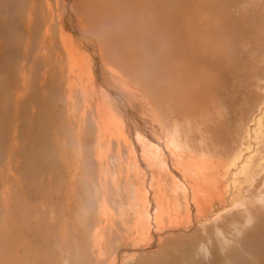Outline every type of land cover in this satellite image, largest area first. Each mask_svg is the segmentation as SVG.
I'll return each mask as SVG.
<instances>
[{"label":"rangeland","instance_id":"obj_1","mask_svg":"<svg viewBox=\"0 0 264 264\" xmlns=\"http://www.w3.org/2000/svg\"><path fill=\"white\" fill-rule=\"evenodd\" d=\"M170 1V6L163 7L160 0V7L155 5L152 13H146L149 16L140 10L138 15L123 14L109 8L108 0H84L81 7L94 30L111 37L106 42L110 47L105 43V51L102 50L104 64L148 104L151 109L148 117L145 116L148 121L152 117L158 122L157 116L161 122L166 121L161 123L165 129L161 133L164 140L159 136L160 142H167L172 145V151L187 152L186 158L200 162H226L231 152L236 150L237 154L248 144L252 152L262 151L264 155V0ZM43 2L0 0V264H264V203L256 205L258 215L253 220L236 217L234 226L230 222L216 227L208 225L206 231L183 227V233L178 232L180 235L169 234L156 245H144L147 248L139 245L143 248L137 249V242L130 239L135 228L133 214L139 209L133 192L137 186L133 178L127 181L125 175L135 164L133 147L131 143L125 146L117 133H110L109 136L114 134L111 138L100 133L103 125L99 122V110H94L99 103L102 110L113 113L111 106L106 105L109 101L100 88H95L96 91L90 88L87 76L78 71L68 72L63 59L65 49L58 34L57 0L51 1L54 14L48 10L49 0ZM95 14L99 15L97 22ZM112 22L122 25V34L111 33ZM53 23L58 26L56 29ZM151 25H159L160 29L159 36L152 39L153 47L143 37L137 38L138 27ZM181 31L185 34L181 35ZM136 41H142L141 45ZM81 109L93 111L92 115L95 112L97 116L80 122ZM258 117L260 123L253 133L252 126ZM244 153L247 157V152ZM253 167L257 179L254 186L248 185L249 192L253 197L262 195L264 200V170L258 172ZM148 183L158 192L169 187L166 184L157 187L155 179ZM155 197L158 199L159 195ZM183 202L180 193L175 198L165 197L163 205L170 210L172 219L180 214L186 217ZM175 208L180 213L176 214ZM121 213H126L125 218ZM173 223H168L166 230L180 229Z\"/></svg>","mask_w":264,"mask_h":264},{"label":"bare ground","instance_id":"obj_2","mask_svg":"<svg viewBox=\"0 0 264 264\" xmlns=\"http://www.w3.org/2000/svg\"><path fill=\"white\" fill-rule=\"evenodd\" d=\"M14 1V0H13ZM51 1L47 3L48 10L51 14H54V8L51 6ZM84 0H57V17L60 23L59 28V37L61 39L62 45L64 46L66 55L64 56V61L68 64V72H76L78 71L79 74L87 76L88 80L90 81V88H100L104 93V98L109 101L106 105H110L112 108V112L109 109L106 111L102 110L101 104H97L98 107L94 110L95 112L99 110L100 120L99 122L103 125V129L100 130L104 136H109L110 133L114 132L117 133L118 136L123 140L125 146L128 144L133 147L131 149V154L134 156V166L131 168L129 167L127 174L125 172L127 181L129 178H133L135 182V189L134 193L136 194L139 209L134 211V219H135V228L134 231L131 230L132 239L137 246V249H142L143 247H138L139 245L144 246L146 244L156 245V243L161 242L162 238L169 234H179L178 232H182L183 227H188L190 231L199 229L206 231L208 229V225H213L216 227L217 225H223L220 223L230 222L236 225V217L245 216L247 221H250L252 217H255L256 214V205L258 203H264L262 199V195L258 197H253L250 194V190L248 185L254 186L255 184V166L258 172L264 170V155L257 152H252V148L249 146L244 147L243 150H240L236 154V150L231 152L225 159V161H215V162H203L200 160H194L193 158H186L184 154L186 153H178L171 150V146L169 143L162 141L164 140L163 134H161L165 126L161 125V123H166V121L161 122L159 116L155 118L158 122H154L152 117L147 120L149 112L151 109L148 107V104L143 101L137 93H135L129 86H127L124 82L118 80L107 68L102 60V50L104 49V45L106 42L111 40L110 36H106L105 34H98L99 31H95L94 28L91 26V23L88 20V17L82 13L81 4ZM110 1V5H108L111 9H118L123 12V14L131 13L138 15V11L145 15L152 13V7L155 5L160 7V0H108ZM175 1V0H174ZM40 2V1H39ZM45 2V0H44ZM43 2V3H44ZM158 2V3H156ZM163 7L170 6V0H161ZM31 3V2H29ZM32 6L34 5L31 3ZM42 4V3H41ZM45 4V3H44ZM60 4V5H58ZM90 4V3H89ZM43 5V4H42ZM9 6V5H8ZM89 7V5H88ZM162 7V9H163ZM4 9V8H3ZM155 9V8H154ZM157 9V8H156ZM172 10V9H171ZM175 10V9H174ZM4 11V10H3ZM108 11V10H107ZM111 11V10H110ZM156 11V10H155ZM161 11V10H160ZM169 11V10H168ZM176 11V10H175ZM181 11V10H180ZM79 12L82 14L79 15ZM145 12V13H144ZM147 13V14H146ZM181 13V12H180ZM183 13V11H182ZM110 14V13H109ZM117 14V13H116ZM50 15V14H49ZM94 21L97 22L99 20V15L95 14ZM111 15V14H110ZM185 15V12H184ZM108 16V15H104ZM127 16V15H126ZM131 16V15H130ZM131 16V17H132ZM141 16V14H140ZM160 16V15H159ZM158 16V17H159ZM169 16V15H168ZM170 17V16H169ZM173 17V16H172ZM185 17V16H184ZM134 18V17H133ZM136 18V17H135ZM132 19V18H131ZM130 19V21H132ZM162 19V18H161ZM171 19V18H170ZM173 19V18H172ZM185 19V18H184ZM126 20V19H125ZM128 20V18H127ZM147 20V19H145ZM160 20V19H159ZM134 21V20H133ZM140 21V20H139ZM138 21V23H139ZM143 21V20H141ZM140 21V23H141ZM137 22V21H135ZM145 22V21H143ZM107 23V22H106ZM105 23V24H106ZM113 23V22H112ZM133 23L134 22H129ZM169 23V22H168ZM45 24V23H44ZM124 24V23H123ZM126 24V23H125ZM143 24V23H142ZM167 24V23H166ZM171 24V23H170ZM174 24V23H173ZM46 25V24H45ZM85 25V26H84ZM130 25V24H129ZM137 25V24H136ZM141 25V24H140ZM18 26V24H16ZM159 26V25H158ZM157 25L151 26H144L143 29L137 28V34L140 40V37H143V40L149 41V46H152V39H155L160 34V29ZM13 27V25H12ZM54 29L58 26H54ZM97 27V26H96ZM112 31L114 35L122 34V25L113 23L111 25ZM128 27V26H127ZM171 27L174 28L173 25ZM200 27V26H199ZM14 28V27H13ZM52 28V27H51ZM124 28V27H123ZM129 28V27H128ZM142 28V27H141ZM180 28V27H179ZM184 28V27H183ZM182 28V29H183ZM15 29V28H14ZM110 29V28H109ZM134 29V28H133ZM136 29V28H135ZM18 29L16 28L15 31ZM50 30V28H49ZM52 31V30H51ZM131 31V30H130ZM201 31V29H200ZM58 32V30H57ZM110 32V31H109ZM199 32V29H198ZM16 33V32H15ZM41 33V32H40ZM39 33V34H40ZM43 33V32H42ZM55 33V32H54ZM148 33L149 35H144ZM178 33V32H177ZM197 33V32H196ZM57 34V33H56ZM108 34V33H107ZM180 34H185V32H180ZM178 34V36L180 35ZM200 34V32H199ZM109 35V34H108ZM131 35V34H130ZM180 35V37H181ZM187 35V34H186ZM38 36V35H37ZM58 36V35H57ZM173 36V35H172ZM19 37V36H18ZM44 37V36H43ZM129 37V36H128ZM165 37V36H164ZM179 37V38H180ZM40 38V37H39ZM134 38V37H133ZM136 38V39H137ZM50 39V38H49ZM135 39V38H134ZM187 39V38H186ZM190 39V38H188ZM187 39V40H188ZM196 39V38H194ZM199 39V38H198ZM51 40V39H50ZM53 40V39H52ZM58 40V38H57ZM113 40V39H112ZM180 40V39H176ZM182 40V38H181ZM186 40V41H187ZM192 40V38H191ZM43 41V40H42ZM48 41V40H47ZM54 41V40H53ZM51 41V42H53ZM76 41V42H75ZM121 41V40H120ZM128 41V40H127ZM145 41V42H146ZM177 41V42H178ZM20 42V41H19ZM23 42V40H22ZM20 42V43H22ZM25 42V41H24ZM60 42V43H61ZM116 42V41H115ZM118 42V41H117ZM125 42V41H124ZM142 42V41H141ZM141 42L136 41L135 43L140 44ZM148 42V43H149ZM158 42V41H157ZM160 42V39H159ZM168 42V39H167ZM203 42V41H202ZM1 43V42H0ZM28 43V42H27ZM65 43V44H64ZM111 43V41H110ZM119 43V42H118ZM117 43V46H118ZM132 43V42H131ZM183 43V42H182ZM190 43V42H189ZM24 44V43H23ZM26 44V43H25ZM24 44V45H25ZM30 44V43H29ZM47 44V43H46ZM107 44V43H106ZM115 44V43H113ZM125 44V43H124ZM122 44V46L124 45ZM2 45V44H1ZM4 45V44H3ZM48 45V44H47ZM109 45V44H107ZM130 45V43H129ZM172 45V44H171ZM179 45V44H178ZM177 45V46H178ZM184 45V43H183ZM186 44L185 46H188ZM20 46V44H19ZM28 46V45H27ZM131 46V45H130ZM136 46V45H135ZM143 46V45H142ZM147 46V47H149ZM159 46V45H158ZM157 46V47H158ZM161 46V45H160ZM159 46V47H160ZM190 46V45H189ZM18 47V46H17ZM25 46H23L24 48ZM47 47V46H46ZM45 47V48H46ZM110 47V45H109ZM133 47V46H132ZM131 47V48H132ZM150 47V48H152ZM164 48V46H162ZM184 47V46H183ZM199 47V46H198ZM196 47V48H198ZM29 48V47H28ZM58 48V47H57ZM134 48V47H133ZM138 50V47H136ZM178 48V47H177ZM195 48V49H196ZM22 49V48H19ZM108 49V48H107ZM114 49V48H113ZM117 49V48H116ZM125 49V47L123 48ZM122 49V50H123ZM127 49V48H126ZM144 49V48H143ZM148 49V48H146ZM156 49V48H154ZM153 49V50H154ZM191 49V47H190ZM194 49V48H193ZM199 49V48H198ZM42 50V49H41ZM47 50V49H46ZM109 50V49H108ZM112 50V48H111ZM174 50V49H173ZM182 50V49H181ZM58 51V50H56ZM105 51V49H104ZM113 51V50H112ZM130 52V49L128 50ZM134 51V50H133ZM140 51V50H139ZM145 51V49H144ZM155 51V50H154ZM164 51V50H163ZM193 51V50H192ZM198 51V50H195ZM52 52V51H51ZM119 51H117L118 53ZM167 52V51H166ZM188 52V51H187ZM59 53V52H58ZM64 53V51H63ZM108 53V52H107ZM111 53V52H110ZM115 53V52H113ZM116 53V55H117ZM120 53V52H119ZM133 53V52H132ZM140 53V52H139ZM153 53V52H152ZM156 53V52H155ZM190 53V52H189ZM194 53V52H193ZM197 53V52H196ZM200 54V52H198ZM127 54V53H126ZM135 54V53H134ZM138 54V53H137ZM141 54V53H140ZM146 54V53H144ZM143 54V55H144ZM160 54V53H159ZM183 54V52H182ZM202 54V52H201ZM62 54H60L61 57ZM112 55V54H110ZM158 55V54H156ZM177 55V54H176ZM185 55V54H184ZM187 55V54H186ZM185 55V56H186ZM193 55V54H192ZM2 56V55H1ZM0 56V59H1ZM118 56V55H117ZM49 57V55H48ZM57 57V56H56ZM66 57V58H65ZM112 57V56H111ZM168 57V56H167ZM166 57V58H167ZM188 56H186L187 58ZM198 57V56H197ZM12 58V57H11ZM51 58V56H50ZM119 58V57H118ZM124 58V57H123ZM141 57H139L140 59ZM149 58V56H148ZM194 58V56H193ZM200 57H198L199 59ZM6 59V58H5ZM49 59V58H48ZM62 59V60H63ZM114 58H112L113 60ZM120 59V58H119ZM118 59V62H119ZM126 59V58H124ZM123 59V60H124ZM151 59H153L151 57ZM192 59V58H191ZM196 59V58H194ZM50 60V59H49ZM53 62L54 60L51 59ZM117 60V59H115ZM129 60V59H128ZM134 60V59H133ZM148 60V59H147ZM161 60V59H159ZM178 60V59H177ZM176 60V61H177ZM189 60V59H188ZM200 60V59H199ZM198 60V61H199ZM45 61V60H44ZM141 61H143L141 59ZM149 61V60H148ZM155 61V60H154ZM162 61V60H161ZM136 62V60L134 61ZM138 62V61H137ZM145 62V59H144ZM192 62V61H191ZM44 63V62H43ZM55 63V62H54ZM110 63V62H109ZM125 63V62H124ZM140 63V62H139ZM147 63V61H146ZM156 63V62H155ZM162 63V62H161ZM165 63V62H164ZM162 63V64H164ZM184 63V62H182ZM196 63V62H195ZM200 63V62H199ZM25 64V63H24ZM40 65V63H38ZM50 64V63H49ZM57 64V63H56ZM55 64V65H56ZM118 64V63H117ZM123 64V63H122ZM127 64V63H126ZM137 64V63H135ZM52 65H54L52 63ZM165 65V64H164ZM185 65V64H184ZM114 66V64L112 65ZM118 66V65H117ZM157 66V65H156ZM186 66V65H185ZM36 67V66H35ZM39 67V66H38ZM37 67V68H38ZM55 67V66H54ZM52 66V69L54 68ZM61 67V66H60ZM77 67L79 69H77ZM131 67V66H130ZM134 67V65H133ZM143 67V66H142ZM153 68L154 65H152ZM166 67V66H165ZM187 67V66H186ZM42 68V67H41ZM56 68V67H55ZM132 68V67H131ZM140 68V67H137ZM170 68V67H169ZM43 69V68H42ZM67 69V70H68ZM122 69V68H121ZM162 69V68H161ZM34 70V69H33ZM54 69L53 71H55ZM132 70V69H131ZM142 70V69H141ZM20 71V70H19ZM23 71V70H22ZM121 71V70H120ZM123 71V69H122ZM159 71V70H158ZM25 72V71H24ZM61 72V71H60ZM146 72V71H145ZM26 73V72H25ZM24 73V74H25ZM46 74V72H45ZM53 74V73H52ZM91 74V75H90ZM33 75V74H32ZM49 77V74H47ZM57 75V74H54ZM143 75V74H142ZM27 76V75H26ZM72 76V74H71ZM153 76V75H152ZM162 76V75H161ZM20 77V76H19ZM22 77V76H21ZM29 77V76H28ZM47 77V78H48ZM52 77V76H50ZM55 77V76H54ZM60 77V76H59ZM79 77L78 75L76 76ZM44 78V76H43ZM56 78V77H55ZM28 79V78H27ZM70 80H74V77ZM29 81V80H28ZM33 81V80H32ZM36 81V80H35ZM25 83V82H23ZM157 83V82H156ZM72 85V84H71ZM69 86L71 88L75 86ZM147 85V84H146ZM36 86V84H35ZM68 87V86H67ZM163 88V87H162ZM24 89V88H23ZM68 89V88H67ZM166 89V87H165ZM28 92L30 90H27ZM80 91V90H79ZM88 91V90H87ZM96 91V89H95ZM100 91V90H99ZM31 92V91H30ZM67 92V91H66ZM91 93V92H90ZM101 95H103L101 93ZM25 96V95H24ZM24 96L22 98H24ZM28 96V94H27ZM42 96V95H41ZM48 96V95H47ZM86 96V95H85ZM92 96V95H91ZM94 96V95H93ZM30 97V96H29ZM36 97V96H35ZM90 97V96H89ZM95 97V96H94ZM21 98V99H22ZM31 98V97H30ZM26 99V98H25ZM35 99V98H34ZM101 99V97H100ZM147 99V98H146ZM29 99H27L28 101ZM19 101V99H18ZM33 101V100H32ZM37 101V100H36ZM90 101V99H89ZM95 101V100H94ZM20 102V101H19ZM42 102V101H41ZM39 102V103H41ZM86 102V100H85ZM98 102V101H97ZM96 102V103H97ZM147 102V101H146ZM90 103V102H89ZM94 104V102H93ZM91 102V105H93ZM150 104V103H149ZM82 106V105H80ZM109 106V107H110ZM87 107V106H86ZM95 107V106H94ZM153 107V106H152ZM85 108V107H84ZM83 108V109H84ZM181 108V107H180ZM77 109V108H76ZM260 109H262L260 107ZM44 110V109H43ZM82 110V109H81ZM87 110V109H86ZM82 110L83 119L80 122H83L85 118L89 117L94 120V114L92 115L93 111H86ZM154 110V109H153ZM157 110V109H156ZM184 110V108H183ZM182 110V112H183ZM261 112L260 110H258ZM10 112V111H9ZM39 112V111H38ZM73 112V111H72ZM77 112V111H76ZM79 113V112H77ZM155 113H157L155 111ZM161 113V111H160ZM78 114V115H81ZM151 114V113H150ZM153 114V113H152ZM151 114V115H152ZM163 114V113H162ZM261 114V113H259ZM71 115V114H70ZM150 115V116H151ZM158 115V114H157ZM258 115V114H257ZM256 115V117H257ZM68 116V115H67ZM97 116V114H95ZM147 116V117H145ZM155 117V115H153ZM161 116H164L161 115ZM259 116V115H258ZM153 117V118H154ZM165 117V116H164ZM163 117V119H164ZM264 116H262L263 118ZM63 118V117H62ZM257 119V118H256ZM155 120V121H156ZM162 120V119H161ZM166 120V119H165ZM79 121V120H78ZM253 121V120H252ZM255 121V120H254ZM262 121V120H261ZM89 122V121H88ZM70 123V122H68ZM72 123V122H71ZM260 117L256 120V123L252 126V131L257 132L255 127L259 125ZM5 124V123H4ZM32 124V123H31ZM51 124V123H50ZM78 124V123H77ZM235 125V124H234ZM250 125V124H249ZM48 126V125H47ZM239 126V125H237ZM76 127V126H75ZM84 127V126H83ZM88 127V126H87ZM100 127V126H99ZM36 128V127H35ZM82 128V127H81ZM102 128V127H101ZM48 129V128H47ZM87 129V128H86ZM156 129V130H155ZM239 129V128H238ZM250 129V128H249ZM85 130V129H83ZM90 130V129H89ZM96 130V129H95ZM112 130V131H111ZM78 131V129H77ZM80 131V129H79ZM86 131V130H85ZM237 131V130H236ZM49 132V131H48ZM97 132V131H96ZM165 132H167L165 130ZM246 131H244L245 133ZM251 132V131H250ZM260 132V130H259ZM46 133V132H45ZM71 133V132H70ZM243 133V131H242ZM95 134V133H94ZM93 134V135H94ZM165 134V133H164ZM238 134V133H237ZM251 134V133H250ZM258 135V133H256ZM85 135V134H84ZM90 132L88 133V137ZM114 135V134H113ZM110 135L109 137L111 138ZM167 135V134H166ZM165 135V136H166ZM246 135V134H245ZM74 136V135H73ZM80 136V135H79ZM92 136V135H91ZM90 136V137H91ZM162 138L160 142V137ZM244 136V134L242 135ZM248 136V135H247ZM62 137V136H61ZM67 137V136H66ZM83 137V136H82ZM93 137V136H92ZM91 137V139H92ZM250 137V135H249ZM259 137V136H258ZM117 138V136L115 137ZM166 138V137H165ZM235 138V137H234ZM241 138V136H240ZM264 138V137H263ZM50 139V138H49ZM236 139V138H235ZM245 139V138H244ZM257 139V138H256ZM103 141V139H100ZM116 140V139H114ZM166 140H168L166 138ZM254 140V139H253ZM89 141V140H88ZM106 141V140H105ZM238 141V140H237ZM236 141V142H237ZM243 143V138H242ZM248 141V139H247ZM81 142V141H79ZM84 142V141H83ZM110 142V141H109ZM239 142V141H238ZM245 142V140H244ZM251 142V141H250ZM87 143V142H85ZM155 143V145H154ZM249 143V142H248ZM253 143V142H252ZM257 143V142H256ZM110 144V143H109ZM236 144V143H235ZM107 145V144H106ZM112 145V144H111ZM110 145V146H111ZM115 145V144H114ZM254 145V144H253ZM261 146V144H259ZM94 146V145H93ZM121 146V145H120ZM243 146V145H242ZM84 147V146H83ZM92 147V145H90ZM115 147V146H114ZM117 147V146H116ZM252 147V146H251ZM259 147V146H258ZM82 148V147H81ZM93 148V147H92ZM98 148V146H97ZM105 148V147H103ZM107 148V146H106ZM105 148V149H106ZM110 148V147H109ZM108 148V149H109ZM119 148V147H118ZM127 148V147H126ZM182 148V147H181ZM185 148V147H184ZM63 149V148H62ZM80 149V148H79ZM107 149V150H108ZM175 149V148H174ZM259 150L262 148H258ZM111 150V149H110ZM110 150L108 152H110ZM129 150V149H127ZM183 150V148H182ZM180 150V151H182ZM187 150V149H186ZM257 150V146H256ZM78 151V150H77ZM188 151V150H187ZM191 151V150H190ZM258 151V150H257ZM86 152V151H85ZM94 152V150H93ZM113 152V151H112ZM216 151H214L215 153ZM244 152H247V157H245ZM80 153V152H79ZM115 153V152H114ZM193 153V152H192ZM211 153V152H210ZM209 153V154H210ZM82 154V153H81ZM80 154V155H81ZM86 154V153H85ZM91 154V153H90ZM93 154V153H92ZM123 154V153H122ZM121 154V156H122ZM125 154V153H124ZM127 154V153H126ZM190 154V153H189ZM188 154V155H189ZM196 154V153H195ZM65 155V154H64ZM94 155V154H93ZM104 155V154H103ZM112 155V154H111ZM131 155V156H132ZM203 155V154H201ZM220 155V153H219ZM73 156V155H72ZM71 156V157H72ZM86 156V155H85ZM84 156V157H85ZM91 156V155H90ZM108 156V155H107ZM110 156V155H109ZM199 155H197L198 157ZM205 156V155H204ZM213 156V154H212ZM210 156V157H212ZM105 157V155H104ZM117 157V156H116ZM123 157V156H122ZM126 157V156H125ZM127 157H130L127 156ZM194 157V156H193ZM216 157V155H215ZM76 158V157H75ZM79 158V157H78ZM81 158V157H80ZM79 158V159H80ZM93 158V157H92ZM106 158V157H105ZM109 158V157H108ZM121 158V157H120ZM119 158V159H120ZM196 158V157H195ZM201 156L199 157V159ZM204 158H207L204 157ZM217 159L218 156L216 157ZM88 159V158H87ZM124 159V158H123ZM203 159V158H202ZM229 159V161H228ZM122 160V159H120ZM126 160V158H125ZM221 160V159H219ZM89 161V159H88ZM96 161V160H95ZM106 161V160H105ZM78 162V161H77ZM121 162V161H119ZM128 165H129V161ZM245 162V163H244ZM256 164V165H255ZM106 163H104V166ZM101 166V165H100ZM119 166V165H118ZM121 166V165H120ZM215 166V167H214ZM218 166V167H217ZM69 168V167H68ZM85 168V167H84ZM107 168V167H106ZM124 168L121 167V169ZM69 170V169H68ZM85 172V170H83ZM106 171V170H105ZM104 171V172H105ZM133 171V172H132ZM83 172V173H84ZM103 172V171H102ZM112 172V171H111ZM119 173V172H118ZM134 173V175L132 174ZM70 174V173H69ZM261 174V173H260ZM104 175V174H103ZM142 175V176H141ZM112 176V175H111ZM119 176V175H118ZM121 176V175H120ZM140 176L142 178H140ZM122 177V176H121ZM106 178V177H105ZM111 178V177H109ZM260 178V177H259ZM263 178V177H262ZM1 179V178H0ZM73 179V178H72ZM116 179V178H115ZM151 179H155L157 181L158 186L169 185V187L161 188V192H158V189L155 191L150 182ZM261 179V178H260ZM104 180V179H103ZM114 181V180H113ZM118 181V180H117ZM262 181V180H261ZM118 183V182H117ZM101 184V183H100ZM119 184V183H118ZM130 184V183H129ZM14 185V184H13ZM106 185V184H105ZM108 185V184H107ZM120 185V184H119ZM127 185V183H126ZM132 185V184H131ZM124 186V185H123ZM110 187V186H109ZM119 188V187H118ZM122 188V187H121ZM120 188V190H121ZM131 188V187H130ZM262 188V186H261ZM102 192L103 188L101 187ZM111 189V188H110ZM250 189H253L252 187ZM264 189V188H263ZM262 189V190H263ZM118 190V189H117ZM258 190H260L258 188ZM114 191V190H113ZM131 191V190H130ZM129 191V192H130ZM182 191V192H180ZM255 191V189H254ZM117 192V191H116ZM122 192V190L120 191ZM128 192V193H129ZM101 193V192H100ZM181 194L183 203H184V210H186V217H180V215H176L174 219H172L171 214L167 211L164 207V199L165 197L170 198L173 196L175 198L176 195ZM253 193V192H252ZM258 193V192H255ZM74 194V193H73ZM104 194V193H103ZM112 194V191H111ZM158 194L159 198L157 199L155 195ZM101 195V194H100ZM113 195V194H112ZM254 195V194H253ZM258 195V194H257ZM115 196V195H114ZM120 196V195H119ZM118 196V197H119ZM131 196V195H130ZM104 197V196H103ZM121 197V196H120ZM133 197V196H131ZM122 198V197H121ZM112 199V198H111ZM176 200V199H175ZM102 201V200H101ZM168 201V200H167ZM117 202V200H116ZM119 202V201H118ZM117 202V203H118ZM173 202V200H172ZM135 203V202H134ZM104 204V203H103ZM126 204V203H125ZM170 204V203H169ZM168 204V206H169ZM172 204V203H171ZM121 205V204H120ZM160 205V207H159ZM176 205V204H175ZM179 206V205H178ZM261 205H258L260 208ZM264 206V205H263ZM102 207V206H101ZM177 207V206H176ZM106 208V207H105ZM104 209V208H103ZM107 209V208H106ZM146 212H144V210ZM159 209V211H157ZM173 209V208H172ZM177 209V208H175ZM174 210V209H173ZM102 211V210H101ZM105 211V210H104ZM172 211V210H171ZM174 212L180 213V209H177ZM260 211V210H259ZM106 213V212H105ZM173 213V211L171 212ZM85 214V213H84ZM126 213H121L122 218L125 216ZM253 215V216H252ZM258 215V213L256 214ZM117 216V215H116ZM119 217V216H118ZM125 218V217H124ZM250 218V219H249ZM256 218V217H255ZM245 219V218H243ZM261 219V218H260ZM126 220V219H125ZM176 220L175 223H173ZM245 220V221H246ZM253 220V219H252ZM115 221V220H114ZM117 221V220H116ZM121 221V220H120ZM104 222V221H103ZM253 222V221H252ZM255 222V220H254ZM253 222V223H254ZM168 223H173L177 226H180V229L173 230L172 232L166 230V225ZM218 223V224H217ZM104 224V223H103ZM106 224V223H105ZM228 224V223H227ZM226 224V225H227ZM250 224V223H249ZM129 225V224H128ZM256 225V224H255ZM253 226V225H252ZM196 227V229H195ZM127 228V227H126ZM221 228V227H219ZM224 228V227H223ZM86 229V228H85ZM129 229V228H128ZM234 229V227H233ZM101 230V229H100ZM112 230V229H110ZM118 230V229H117ZM171 230V229H170ZM182 230V231H181ZM209 230V229H208ZM187 232V230H185ZM216 231V230H215ZM237 231V230H236ZM218 232H221V230ZM235 232V231H234ZM181 233V234H182ZM188 233V232H187ZM193 233V232H192ZM95 234V233H94ZM104 233H102L103 235ZM176 234V235H177ZM185 234V233H184ZM214 234V233H213ZM217 234V233H216ZM93 235V234H92ZM126 235V233H125ZM180 235V234H179ZM186 235V234H185ZM202 235V234H201ZM218 235V234H217ZM223 236L222 234H220ZM104 236V235H103ZM210 236V235H209ZM215 237V236H213ZM217 237V236H216ZM95 238V236H94ZM106 238V236L104 237ZM103 239V238H102ZM108 239V238H107ZM218 239V238H217ZM227 239V238H225ZM19 240V239H18ZM101 241V240H100ZM107 241V240H106ZM104 241V242H106ZM210 241V240H209ZM225 241V240H223ZM95 242H98L97 239ZM144 242V243H143ZM219 242V241H218ZM230 242V241H229ZM109 245V242H106ZM133 243V242H132ZM207 243V242H206ZM233 243V242H232ZM99 244V243H98ZM160 244V243H159ZM209 244V243H208ZM133 245V247H135ZM152 245V246H153ZM206 245V244H205ZM87 246V245H86ZM211 246V245H210ZM125 247V246H124ZM146 247V246H144ZM129 248V246H128ZM147 248V247H146ZM199 248V247H198ZM207 248V247H206ZM108 249V248H107ZM136 249V248H135ZM208 249V248H207ZM228 249V248H227ZM221 250V249H220ZM133 251V250H132ZM207 251V250H206ZM205 251V252H206ZM211 251V250H210ZM209 251V253H211ZM84 252V250H83ZM138 252V250H137ZM126 253V252H125ZM133 253V252H131ZM20 254V253H19ZM135 254V253H133ZM137 254V253H136ZM135 254V255H136ZM88 255V254H87ZM127 255V254H126ZM128 256V255H127ZM126 257V256H125ZM130 258V257H129ZM125 259V258H124ZM84 260V258H83ZM86 260V259H85ZM117 262V261H116ZM124 261H121V263Z\"/></svg>","mask_w":264,"mask_h":264}]
</instances>
